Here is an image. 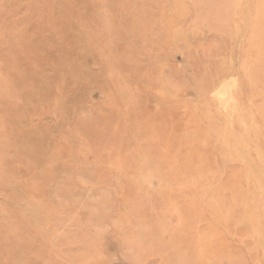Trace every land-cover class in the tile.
Instances as JSON below:
<instances>
[{"label": "rangeland", "instance_id": "rangeland-1", "mask_svg": "<svg viewBox=\"0 0 264 264\" xmlns=\"http://www.w3.org/2000/svg\"><path fill=\"white\" fill-rule=\"evenodd\" d=\"M0 264H264V0H0Z\"/></svg>", "mask_w": 264, "mask_h": 264}, {"label": "bare ground", "instance_id": "bare-ground-1", "mask_svg": "<svg viewBox=\"0 0 264 264\" xmlns=\"http://www.w3.org/2000/svg\"><path fill=\"white\" fill-rule=\"evenodd\" d=\"M216 15V12L213 13V16ZM206 189V188H205ZM207 190V189H206ZM209 190V189H208ZM156 235V238L157 239H160L161 241L165 242L167 240L164 241L165 238H163V235H162V231L158 230V231H155L154 233ZM168 242V241H167Z\"/></svg>", "mask_w": 264, "mask_h": 264}]
</instances>
